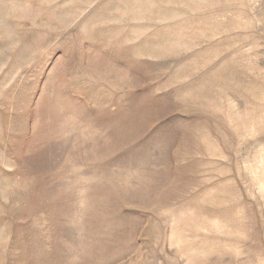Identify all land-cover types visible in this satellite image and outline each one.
I'll list each match as a JSON object with an SVG mask.
<instances>
[{"label": "rangeland", "instance_id": "obj_1", "mask_svg": "<svg viewBox=\"0 0 264 264\" xmlns=\"http://www.w3.org/2000/svg\"><path fill=\"white\" fill-rule=\"evenodd\" d=\"M0 264H264V0H0Z\"/></svg>", "mask_w": 264, "mask_h": 264}]
</instances>
